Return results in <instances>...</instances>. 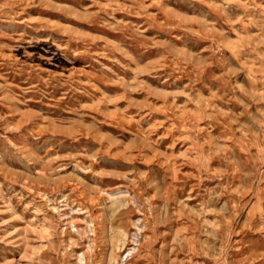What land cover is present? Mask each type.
<instances>
[{
    "label": "rangeland",
    "instance_id": "1",
    "mask_svg": "<svg viewBox=\"0 0 264 264\" xmlns=\"http://www.w3.org/2000/svg\"><path fill=\"white\" fill-rule=\"evenodd\" d=\"M0 264H264V0H0Z\"/></svg>",
    "mask_w": 264,
    "mask_h": 264
}]
</instances>
